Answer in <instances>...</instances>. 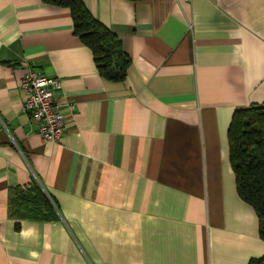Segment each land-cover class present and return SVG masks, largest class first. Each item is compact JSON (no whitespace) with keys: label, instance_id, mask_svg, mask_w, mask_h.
I'll return each mask as SVG.
<instances>
[{"label":"crops","instance_id":"0c3cea01","mask_svg":"<svg viewBox=\"0 0 264 264\" xmlns=\"http://www.w3.org/2000/svg\"><path fill=\"white\" fill-rule=\"evenodd\" d=\"M83 2L131 58L124 82L100 75L70 10L0 0V264L264 257L229 147L235 112L264 104V0ZM30 71L62 81L58 143L23 110ZM34 182L59 219L12 217Z\"/></svg>","mask_w":264,"mask_h":264},{"label":"trees","instance_id":"16d2710c","mask_svg":"<svg viewBox=\"0 0 264 264\" xmlns=\"http://www.w3.org/2000/svg\"><path fill=\"white\" fill-rule=\"evenodd\" d=\"M47 5L71 11L75 35L94 56L100 75L111 82H124L131 66L116 34L99 22L83 0H43ZM230 161L242 201L256 212L260 237L264 241V104L235 112L229 129ZM14 219L53 221L59 219L57 206L40 184L16 187L11 199ZM17 223V228H19ZM249 264H264V257Z\"/></svg>","mask_w":264,"mask_h":264},{"label":"built area","instance_id":"2783aa9c","mask_svg":"<svg viewBox=\"0 0 264 264\" xmlns=\"http://www.w3.org/2000/svg\"><path fill=\"white\" fill-rule=\"evenodd\" d=\"M190 3L193 0H181ZM62 89L59 78L30 71L22 83L26 94L23 110L37 126L45 143H58L65 134L66 116L57 101V94Z\"/></svg>","mask_w":264,"mask_h":264}]
</instances>
